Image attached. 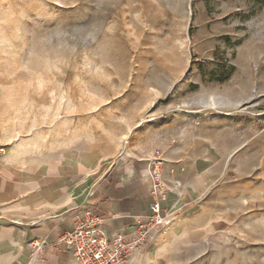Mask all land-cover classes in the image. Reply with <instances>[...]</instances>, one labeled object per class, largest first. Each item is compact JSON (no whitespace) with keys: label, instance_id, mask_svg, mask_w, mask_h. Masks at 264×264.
<instances>
[{"label":"rangeland","instance_id":"1","mask_svg":"<svg viewBox=\"0 0 264 264\" xmlns=\"http://www.w3.org/2000/svg\"><path fill=\"white\" fill-rule=\"evenodd\" d=\"M23 139L147 162L171 227L216 214L143 264H264V0H0V146Z\"/></svg>","mask_w":264,"mask_h":264},{"label":"crops","instance_id":"2","mask_svg":"<svg viewBox=\"0 0 264 264\" xmlns=\"http://www.w3.org/2000/svg\"><path fill=\"white\" fill-rule=\"evenodd\" d=\"M147 173L142 160L108 164L103 154L75 147L48 149L27 139L12 143L0 154V264H74L70 253L52 247L34 260L30 243L56 242L88 207L106 218L111 235L125 233L148 213ZM200 204L193 213L183 212L166 236L154 231L146 246H199L207 232L215 234L216 214L202 223ZM180 205L188 208L191 202ZM143 255L138 252L131 264H143Z\"/></svg>","mask_w":264,"mask_h":264},{"label":"built area","instance_id":"3","mask_svg":"<svg viewBox=\"0 0 264 264\" xmlns=\"http://www.w3.org/2000/svg\"><path fill=\"white\" fill-rule=\"evenodd\" d=\"M6 149L0 146V154ZM151 203L145 216L134 219L125 233L111 235L106 218L97 208L88 207L75 221L71 230L64 232L56 242L35 239L30 243L33 259L52 247L70 253L74 264H131L135 255L146 246L154 231L166 234L174 219L166 211L168 196L160 183L157 168L149 174Z\"/></svg>","mask_w":264,"mask_h":264}]
</instances>
